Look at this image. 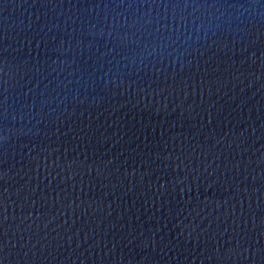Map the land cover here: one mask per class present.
I'll list each match as a JSON object with an SVG mask.
<instances>
[{"label": "water", "instance_id": "obj_1", "mask_svg": "<svg viewBox=\"0 0 264 264\" xmlns=\"http://www.w3.org/2000/svg\"><path fill=\"white\" fill-rule=\"evenodd\" d=\"M0 264H264V0H0Z\"/></svg>", "mask_w": 264, "mask_h": 264}]
</instances>
